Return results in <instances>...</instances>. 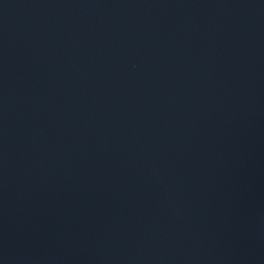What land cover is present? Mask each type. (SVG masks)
I'll return each instance as SVG.
<instances>
[{
  "label": "water",
  "instance_id": "obj_1",
  "mask_svg": "<svg viewBox=\"0 0 264 264\" xmlns=\"http://www.w3.org/2000/svg\"><path fill=\"white\" fill-rule=\"evenodd\" d=\"M0 264H264V0H0Z\"/></svg>",
  "mask_w": 264,
  "mask_h": 264
}]
</instances>
